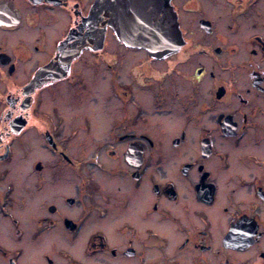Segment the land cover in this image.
<instances>
[{"label":"flooded vegetation","instance_id":"af4514ba","mask_svg":"<svg viewBox=\"0 0 264 264\" xmlns=\"http://www.w3.org/2000/svg\"><path fill=\"white\" fill-rule=\"evenodd\" d=\"M98 1L0 0V264H264V0Z\"/></svg>","mask_w":264,"mask_h":264},{"label":"water","instance_id":"95a60500","mask_svg":"<svg viewBox=\"0 0 264 264\" xmlns=\"http://www.w3.org/2000/svg\"><path fill=\"white\" fill-rule=\"evenodd\" d=\"M109 0H104L107 3ZM99 0L97 4L102 3ZM152 13L143 14L140 10L132 11L121 17L119 27L114 24L112 15L107 18L115 29L119 39L138 47L160 53L180 46L181 37L177 28L176 17L166 6L150 8ZM156 55V54H155Z\"/></svg>","mask_w":264,"mask_h":264},{"label":"rangeland","instance_id":"374dc122","mask_svg":"<svg viewBox=\"0 0 264 264\" xmlns=\"http://www.w3.org/2000/svg\"><path fill=\"white\" fill-rule=\"evenodd\" d=\"M29 200L32 201V197Z\"/></svg>","mask_w":264,"mask_h":264}]
</instances>
